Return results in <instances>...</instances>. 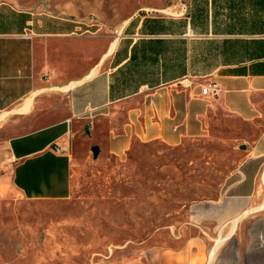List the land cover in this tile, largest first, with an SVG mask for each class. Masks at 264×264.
<instances>
[{
  "label": "crops",
  "instance_id": "0c3cea01",
  "mask_svg": "<svg viewBox=\"0 0 264 264\" xmlns=\"http://www.w3.org/2000/svg\"><path fill=\"white\" fill-rule=\"evenodd\" d=\"M90 25L0 3V123L28 125L0 138V182L61 199L93 144L123 156L135 140L218 137L240 157L214 195L188 204L177 232L191 230L172 252L178 264H264V0L140 9L108 36ZM210 81L218 93L202 94ZM234 119L263 127L218 136Z\"/></svg>",
  "mask_w": 264,
  "mask_h": 264
},
{
  "label": "rangeland",
  "instance_id": "374dc122",
  "mask_svg": "<svg viewBox=\"0 0 264 264\" xmlns=\"http://www.w3.org/2000/svg\"><path fill=\"white\" fill-rule=\"evenodd\" d=\"M52 15L84 18L92 32L112 35L140 9L176 11L184 0H0ZM25 124L0 123V138ZM262 125L234 119L218 136L255 138ZM241 140L233 139L234 143ZM218 137L169 146L135 140L127 153L78 156L69 196L33 199L0 182V264H178L188 204L214 195L240 150ZM263 169V170H262ZM262 171V172H261ZM264 193V163L258 173ZM264 207V198L258 205ZM174 253L168 257V252Z\"/></svg>",
  "mask_w": 264,
  "mask_h": 264
},
{
  "label": "built area",
  "instance_id": "2783aa9c",
  "mask_svg": "<svg viewBox=\"0 0 264 264\" xmlns=\"http://www.w3.org/2000/svg\"><path fill=\"white\" fill-rule=\"evenodd\" d=\"M219 91V86L216 81H210L201 86V93L208 95H216Z\"/></svg>",
  "mask_w": 264,
  "mask_h": 264
},
{
  "label": "water",
  "instance_id": "95a60500",
  "mask_svg": "<svg viewBox=\"0 0 264 264\" xmlns=\"http://www.w3.org/2000/svg\"><path fill=\"white\" fill-rule=\"evenodd\" d=\"M91 150H92L93 154H97L98 151H99V147H98V145H97V144H93V145L91 146Z\"/></svg>",
  "mask_w": 264,
  "mask_h": 264
}]
</instances>
